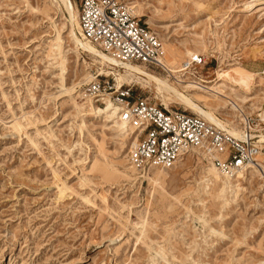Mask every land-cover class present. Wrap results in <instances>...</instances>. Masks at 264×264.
Returning a JSON list of instances; mask_svg holds the SVG:
<instances>
[{
    "label": "rangeland",
    "instance_id": "rangeland-1",
    "mask_svg": "<svg viewBox=\"0 0 264 264\" xmlns=\"http://www.w3.org/2000/svg\"><path fill=\"white\" fill-rule=\"evenodd\" d=\"M131 3L183 80L211 81L205 85H220L219 96L237 99L242 112L221 107L216 115L242 131L249 119L257 142L264 0ZM194 54L199 61L191 62ZM100 67L73 42L63 4L0 0V264H264V177L247 169L221 191L198 152L133 170L127 149L137 133L119 135L87 104L86 76ZM146 67L183 90L174 73ZM129 83L162 104L154 88ZM71 87L78 92L70 95ZM208 88L190 94L203 101ZM105 99L92 101L104 108ZM257 144L263 165L264 143Z\"/></svg>",
    "mask_w": 264,
    "mask_h": 264
},
{
    "label": "built area",
    "instance_id": "built-area-1",
    "mask_svg": "<svg viewBox=\"0 0 264 264\" xmlns=\"http://www.w3.org/2000/svg\"><path fill=\"white\" fill-rule=\"evenodd\" d=\"M131 0H78L81 34L119 62H137L163 69L159 36L132 13ZM200 60L197 54L191 62ZM94 102L107 97L119 107L118 114L137 129L127 149L129 163L137 170L148 166L169 167L193 148L203 152L224 173L244 170L255 161L259 147L253 139L252 121L245 120L244 136L236 138L197 113L165 107L134 94L129 82L116 84L113 74L97 71L83 85ZM264 175L263 166L257 163Z\"/></svg>",
    "mask_w": 264,
    "mask_h": 264
},
{
    "label": "bare ground",
    "instance_id": "bare-ground-1",
    "mask_svg": "<svg viewBox=\"0 0 264 264\" xmlns=\"http://www.w3.org/2000/svg\"><path fill=\"white\" fill-rule=\"evenodd\" d=\"M55 1L57 2V4L59 2L61 4H63L65 9L69 13L72 39H73V42L76 44V47L79 46L80 48L89 52L90 55L92 56V58L95 60V62H99L101 64V67H100V69H101L100 73L101 74L104 72H107V73L111 72L114 75V79L116 81V84L133 81V82L139 83L145 87L154 88L157 96L160 98V100L162 101V104L165 107H168V103H169L168 100L175 98L178 101H180L181 104H184L185 106H187L188 109L191 110L193 113L199 114L201 117H203L207 121H210L211 123L217 125L220 129L226 131L230 135H232L236 138H242L244 136V130L242 131L243 128L241 129L238 125H235L233 123V121H232V123H228V121L227 122L221 121L216 115V111L218 109H220L221 107H225V108L228 107L231 109V112L233 111V113H234V111L242 112L241 106H240L239 102L237 101V99L235 97H221V96H219L216 91H221L220 85H218V84H216L215 86L212 85L209 88L205 85V83L207 84V83H210L211 81L200 80L198 78V80H194L192 82L188 81L189 83H187L185 80H183L182 76H184V74H182V73L177 74L178 71L176 69H174L173 67H171L168 64L166 58L164 57V51H163V48H164L163 45L164 44L162 43V41H161L162 50H161L160 57H159L160 62H161L162 67H163L162 70H164V71L167 70L169 72L174 73L175 74L174 80H175L176 84L181 86V88L183 90L178 89L176 86H174L172 84V82H169L168 79L160 78L156 74L146 71L144 69V67H146V65H144L142 63L117 61L112 55L106 53L101 48L97 47L94 43L89 41L87 38H85L81 34V31H80L79 26H78L77 8H75L73 6V4L71 3L70 0H55ZM131 6H132V13L137 16L138 14H136V13L139 12V8H140L139 5H138V9L135 7V5H132V3H131ZM166 54H167V52H166ZM62 58H63V56H62ZM190 63L187 62V64H190ZM104 66H106L107 69H105ZM109 69H112L113 71L112 70L108 71ZM91 77H92V75H87L86 80H89ZM185 83H186V85H183ZM78 85H80V83H78ZM188 88H190V90ZM206 88H208V90H210L212 92L211 98L203 97V101H200L196 97H194L192 94H190V91H192L194 89H203L204 90ZM66 91L70 95L76 94L78 92L74 89V87L66 89ZM103 99H102V101H103ZM87 104L89 105V108L92 111L105 114V116L109 119L110 123L112 122V125L114 126V128L116 129V131L119 135L128 136L129 134H131L132 136H135L134 134L137 133L136 128H134L132 125H130L127 121L120 118V116L118 114L119 107L116 103L110 101L109 99H105L104 108H99L98 106L95 105V103L91 99H88ZM242 116H243V113L240 115V118L243 120ZM245 126L246 125L244 124V127ZM256 136L258 137L257 142L264 143V134L263 133L256 135ZM191 152H198L204 157V159L207 161V166H208L206 168L207 175L209 176V179L211 181H213L214 184H216L217 186H221L220 187L221 191L226 190V188H232L233 187L232 182L237 180L238 174L241 173L242 171L247 170V169H252L256 173L259 172L260 176L262 178L264 177V175L260 172L259 167L257 166V163L259 165L263 166L261 162L257 161V156L259 155L260 150H258L254 156L255 161L247 164L245 166L244 170L237 171V172L231 173V174L220 172L215 167V165L210 161V159L203 152L199 151L196 148L188 150L183 155H185L187 153H191ZM182 156H180V157H182ZM151 167H160V166H151L150 165L142 171L144 172ZM132 168H133V170H135V168L133 166H132ZM254 171H253V173H254Z\"/></svg>",
    "mask_w": 264,
    "mask_h": 264
}]
</instances>
